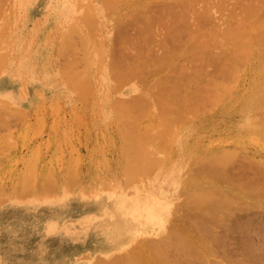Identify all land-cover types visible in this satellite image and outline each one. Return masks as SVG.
<instances>
[{
  "label": "rangeland",
  "instance_id": "1",
  "mask_svg": "<svg viewBox=\"0 0 264 264\" xmlns=\"http://www.w3.org/2000/svg\"><path fill=\"white\" fill-rule=\"evenodd\" d=\"M0 1L3 4L5 1L4 5L9 6L8 8L3 5L6 9L0 7V264H93L98 261V257L101 259V257L105 258L113 255L112 253L119 252L118 249L112 251L104 249L103 233H97V230L85 226L82 221L91 212L89 208L95 205L99 207L98 214H104L103 208L110 202L108 197L102 194L106 181L111 180L108 182L110 185L108 188L113 191V186L118 183H112L128 176L123 168L125 163L123 151L125 144L128 143L126 138L131 131L128 128L131 126L138 128L137 133L154 135V142L152 141L154 146L159 144L161 150L170 149V156H173L182 166L179 165L181 172L178 170L176 173L180 180L179 177H175V183L168 186L169 192L168 189H164L162 193L164 195L167 193L165 199L167 198L171 207H174L181 199L178 196V188L181 186V178L188 172L185 170V162L190 167L195 164L193 163L194 158H200L207 151L214 152L217 149V151H223L224 148V151L227 149L230 151L231 149L234 155H242L240 157L242 161L245 159L243 155L245 154L246 157L253 158L255 162L258 160L262 166L264 165V113L262 114L264 111V41L262 39L264 37L261 38L262 32H259L261 29L264 36V27H262L264 22L261 28L256 27L259 29L257 32L260 36L255 32V26L252 29L253 35L250 34L252 27L249 31H240L246 36L240 35L239 32L245 42L242 40V43H239L241 46L237 42L240 39H235L236 46L231 43L235 49H238L235 50L230 45L233 48L231 50L229 48L231 55H235L233 51H237L239 56H233L234 62H230L232 58H224L229 61H227L226 70L222 67L224 60L218 61L221 59L218 57L221 56L217 53L216 57L215 54L219 48L212 46L216 41L211 42L212 44L208 42V46H211L207 47L212 51L208 49L211 52H209L210 56L206 54L208 51L206 47L203 53L207 56L200 52L201 56L207 59L203 60L201 56L200 58L199 55L197 56L199 61L201 59L200 63L202 61L203 64L206 63L207 66L204 68L202 63L198 64L197 53L193 54L200 44L196 47L192 39L191 42L185 39L186 41L182 42L184 44L178 45V43L176 46L186 47L183 46L181 51L176 50V47L169 54L166 48L162 49L160 45L152 44L153 48L159 49V53L166 52L167 57L159 60L161 61L159 64L154 63V55L157 51L155 50L154 55L151 54L149 58L150 64L148 63L149 67H147L154 71V74L151 72V74L147 73L149 76H145L143 69H146L141 66L137 68L138 61L136 63L134 53L128 50L129 48L126 49L127 45H125V41L131 38L127 43L131 44L130 49L132 45L135 47L134 51L139 49L137 39L140 34L138 26L137 29L134 28L136 27L133 23L135 19L132 22L130 19L126 24L127 28H132L127 33L129 37L126 35L125 41L124 35L118 30L124 28L125 25L122 16L128 11V13L135 11L138 6L143 7L144 4L140 3L147 0H9L10 4H6L7 0ZM143 10L142 8L140 12L143 13ZM127 15L126 13L124 16L127 17ZM130 16L125 17L124 21ZM129 23L131 27L128 26ZM120 24L124 25L119 28ZM127 28L122 29V32L128 31L129 28ZM118 33L122 35L119 36L120 38L117 37ZM233 36L236 37L234 34ZM243 45L246 47L243 48ZM118 46L122 49L125 47L124 50L121 49V52H124L122 54L120 52V55H124L126 50L129 56L132 53L131 59L126 57L127 53L125 54V59L129 60L126 63L130 64L129 71L126 68L127 73H131H126L129 77H126L124 71L120 70L124 68L120 66V61L117 62L120 64L117 67H121L118 71L116 63L111 60L113 55L117 56ZM247 46L252 50L250 51ZM176 51L179 53H175ZM247 53L250 55L248 56ZM135 55H137L136 52ZM180 56L183 58L181 59ZM208 56L218 59H209ZM4 57L7 59L6 62ZM192 58L195 59L194 64ZM185 63L187 64L184 65ZM229 63H232L233 67ZM234 63H237L236 66L240 64L239 67H236ZM180 65L190 67L191 71H188L190 70L188 68V70L186 68L182 70L184 67ZM235 67V73H232ZM70 69L74 70L71 72L73 74L67 71ZM130 69L137 71L132 70L134 76L139 73L137 75L139 77L136 76L137 81L140 78L149 80L148 77L154 75L153 78L157 81L154 82L153 78H150V80L153 79V81L149 80L150 82L140 79L142 81L139 80V84L141 86L142 83H146L145 86H141L146 87L147 83L154 82L153 85L157 86L155 92L156 90L159 92L150 94L148 91L149 96L146 95V97L147 88L152 90L154 88L150 85L145 88V91H140L139 84L135 81ZM165 69L168 71L166 72ZM214 69L222 75L223 81L226 79L225 81L230 83L229 87L231 86L232 89L224 85L225 89H221L222 80L219 82L221 76L218 72L215 74ZM181 71L189 73L183 76ZM140 73H143L144 77H140ZM193 74L194 76H191ZM224 74L225 77H223ZM125 77L128 80H124ZM209 77L213 79V82ZM234 78H236L235 81ZM187 81L189 83H186ZM215 81L220 84H214ZM177 82L181 85L185 82L190 86L182 87V92L185 90L181 94L187 91L186 88L198 91L201 85L199 89L202 91V88L207 89L208 84L210 91L201 92L204 95L208 92L205 98L203 94V96L198 94L200 91L196 90H191L190 94L187 91L188 93L183 96L180 94L182 98L185 95H191V98H187L189 103L191 102L190 105L189 103L185 105V99L188 96L183 99L185 101L181 100V102L180 99L177 101L171 98L161 102V99H165L168 95L163 89L179 85ZM212 85L214 87L217 85L215 90L214 87L211 89ZM228 89L230 90L227 91ZM212 91H216L214 97L213 93H209ZM161 93L164 95L160 96ZM195 93L198 94L197 98ZM216 93L219 101H215ZM208 94L212 95L214 102L210 100L211 97ZM219 97L221 101L223 100L222 102ZM133 102L144 107H133L131 104ZM180 105L181 110L184 108L186 111H183L184 114L179 110ZM174 110L180 113H173ZM140 116H143L141 117L143 120ZM183 118L184 122L181 121ZM166 119L176 125L174 134H169L165 142L160 136L163 131L162 127L166 125ZM178 123H180L179 126ZM176 128L179 130H177L178 133ZM232 148L239 150L238 153L235 154ZM235 158L237 159L238 156ZM122 173L124 177L118 175ZM180 173L182 175H179ZM117 178L119 180H116ZM25 179H27L26 184L23 182ZM125 180L119 184L121 187L125 186ZM97 185L98 187L102 185V191L101 187L97 188ZM262 185L264 186V183ZM49 190H51L50 194L54 191L55 194L50 195ZM169 193H173L174 196ZM168 194L172 197L169 198ZM54 220L59 221L56 229L49 226V223L51 226L53 222L56 223ZM162 220L165 221L166 218L155 222L154 227L158 226ZM63 221L64 224H62ZM72 221L73 223H70ZM98 253L102 256L100 257Z\"/></svg>",
  "mask_w": 264,
  "mask_h": 264
},
{
  "label": "bare ground",
  "instance_id": "2",
  "mask_svg": "<svg viewBox=\"0 0 264 264\" xmlns=\"http://www.w3.org/2000/svg\"><path fill=\"white\" fill-rule=\"evenodd\" d=\"M3 2L5 4V1H3ZM8 2H9V0L6 1V4ZM134 3L135 2L133 1V5H134ZM4 4L1 3V1H0V7H2V9L5 8L4 6L9 8L8 5H4ZM8 4H10V3H8ZM140 4L141 5L144 4L143 7L140 6V8H139V6L138 7L135 6L138 9L135 8L136 9V10L134 9L135 11H132L133 9L130 10V11H132V12H130L131 14L128 13L129 11L127 10L128 11V12H126L128 14L127 17L130 15L131 16H130V18H128L129 20L128 19H126L127 21L125 20L126 22L124 21V19L126 17L124 15H126V13L125 14L123 13L124 14V15L122 14L123 16L121 15L122 17H124V19H123V23H125V25L123 24L124 28L125 27L127 28L126 24H127V22L130 21V19H131V22L133 19H135V21L133 20L134 21L133 23L136 24V27H134V28L137 29V26H138V30H139L138 32L140 34V36L137 39L139 49H137V48L136 49L140 50V51H137V50L134 51L135 47H133V45H132V48L130 49L131 44L128 45L127 43L130 42L131 38L129 39V41H125L127 36L129 35L127 33L130 32L129 30L132 28L131 24H130L131 22L129 23L130 25H128L131 28L128 27L129 28V29L127 28L128 31L123 30L124 32H126V34L124 32H122V29H124V28H121L118 31L121 32V33L119 32L120 34L124 35L123 37L125 39L123 37L122 38L125 41V45H127L126 49L129 48L128 50H130L131 52L134 53L133 56L136 58V63H137V61H138V63H140L139 65H138V63L136 64L137 68H138V66H141L142 68L146 69V70L143 69V71L145 72L144 73L145 76H147L148 74H151V72H153L152 74H154V71H151L150 68L148 69L147 67H149L148 65L150 64L149 58L155 50H157V51H156V53L154 52L155 55L154 54L153 55L155 57V60H157V62H155L154 59L153 60H154V63L159 64V63H161V61L159 62V60H162L163 58L167 57V54L172 52L173 49L175 50L176 47H177L176 50L181 51V49L184 45L183 46L181 45V47H178V46H176V44H178V43H179L178 45L184 44L182 42H184L183 40H185V39H187L189 41L192 39V42H194L196 44L195 45L196 47L198 46V44H200L199 47H197L199 52H198V50H196L197 52L194 51V53H193V54L197 53L196 58L198 55H199L198 57L200 58V56L202 55V54H200V52L203 53L206 51V50L203 51L205 49V47L207 48V50L210 48L209 46H211V45L208 46V42H210L209 44H212L214 41H216L215 42L216 45L214 43V45H212V46L219 48V50H217L215 52L216 49L214 47L215 50L213 52H215L216 57L218 56V54H219V56H221V57H218V58H221L218 61L224 60L225 62L223 61V63L226 66L223 64L222 67L227 68V64L229 61L225 60V59L232 58V60H230V62L231 61L234 62L233 56H235V55L239 56L237 51H233V52H235V55H231L232 53L230 50L234 48L231 45V43H234L233 45H235V43L238 42V44H239L243 40L240 35H243L244 33H241L240 31H246V30L249 31V29L252 27L250 29L252 31V33H250V34L253 35L252 29L254 28L253 26H255V29H256L255 32L257 33V35L259 34V36H260L259 32L263 33V31L261 29L259 31V29H257V28L258 27L261 28V24L263 25L262 22H264V19H263V17H264V0H233V1H231V0H147L146 2L140 3ZM131 7L133 8L134 6H131ZM141 7L144 9L143 13H142V11L140 12V10L142 9ZM77 8H78V6H77ZM0 10H1V8H0ZM133 13H135L137 15H135ZM141 15H143V17H141ZM133 17H135V18H133ZM122 26L120 24L119 28ZM132 26H134V25H132ZM262 27H264V25ZM85 31H86V29H85ZM235 31L236 32L238 31V33H236ZM257 31H259V32H257ZM239 32L241 33L240 35H239ZM229 33H231V34H229ZM232 33L236 37H234V36L232 37V35H233ZM262 33H261V35H262L261 38L264 37ZM118 34H117V37L120 38L122 35H120V34L118 35ZM199 34H201V35H199ZM236 34H238L240 36V38ZM114 35H115V33H114ZM228 35H231V36H228ZM254 36H255V33H254ZM113 38H115V37H113ZM113 38H112V40H113ZM199 38H201V39H199ZM213 38H214V40H213ZM233 38H234V40H233ZM235 39L236 40L240 39V40L236 42ZM115 40H117V39H115ZM119 40L123 41L122 39H119ZM210 40H213V41H210ZM262 40L264 41V39H262ZM113 42H112V44L115 43V42L114 43ZM247 42H249V41H247ZM122 43H119V44L122 45ZM152 44H158L162 47V49L166 48L167 50H169V52H167V54H166V52L165 53H159L160 52V51H158L159 49L153 48ZM249 44H250V42H249ZM254 44H256V43L254 42ZM71 45H72V43H71ZM125 45L123 44V46H125ZM230 45L233 48L230 47ZM244 45L242 46L243 48L246 47ZM239 46H241V45L239 44ZM249 46H247V47H249ZM71 47L72 46H70V48ZM184 47H186V46H184ZM123 48L125 49V47H123ZM178 48H180V49H178ZM200 48L202 49V51H200L201 50ZM229 48H230V50H229ZM121 49H122V47L118 46L117 50L118 51L120 50V51L119 52L117 51V56H116V54L113 55L111 60L114 61V63H116L115 64L116 67H117V65L119 66L121 64L120 66L124 67L123 68L124 70L121 67H117L116 69L119 71V69L121 68L120 70L124 71L123 72V73H125L124 75H126V77H129V76H127V74H131V73H127V72L129 71L128 67H130V64L126 63L129 60H127L125 58L130 57L132 55V53L129 51L131 53V54L129 53L130 54V56H129L127 53L128 50H126L127 54L125 53L126 54V57H125V54L120 55L124 52V51L121 52L122 50H124V49H122V50ZM132 49H133V51H132ZM142 49H143V51H141ZM209 50L207 51L206 54H209V56H210V53L212 51L210 50L211 51L210 52ZM227 50L229 52H227ZM235 50H238V49L236 48ZM249 50H250V47H249ZM179 51H176L175 53H177V52L179 53ZM135 52L137 55H135ZM114 53H116V52L114 51ZM188 54H189V52H188ZM206 54H204V56H207ZM248 54L249 53H247V55ZM178 56L179 55L177 54V57ZM204 56L203 57L201 56V58H203V60H204V58H206ZM209 56H208L209 59L215 58V57L210 58ZM114 57H117V58H114ZM193 57H195V55H193ZM242 57H244V56H242ZM182 58H183V56L181 57V59ZM218 58H215V59H218ZM4 59H5V57H4ZM129 59H131V57ZM185 59H186V57H185ZM243 59H246V58L244 57ZM6 60L7 59H5V62H6ZM189 60H191V59H189ZM197 60H198V58H197ZM197 60H196V62H197ZM118 61H120V64H117ZM122 61H125V62H122ZM179 61H180V59H179ZM193 61H195V59L192 58V63H193ZM200 61H201V59H200ZM200 61L198 62V64L200 63ZM216 61H214V62H216ZM190 62H188V63H190ZM209 62H210V60H209ZM245 62H243V64ZM186 64L187 63H185L184 65H186ZM205 64L206 63H204V64L202 63V66L204 68L207 66ZM209 64H212V63H209ZM231 64L229 63V65H231ZM236 64L234 63L235 66H236ZM68 65H70V64H68ZM184 65H182V66L180 65V66L184 67ZM229 65H228V67H230ZM238 65H240V64H238ZM168 66H170V65H168ZM195 66H199V65L195 64ZM212 66H213V64H212ZM231 66L233 67V64ZM141 67H139V68H141ZM236 67L234 69V72H232V73H235ZM70 68H72V66ZM126 68L128 71L126 70ZM185 68L187 69L188 67L185 66L182 70H186ZM226 68H225V70H226ZM188 69H190V67ZM195 69L197 70V67H195ZM72 70L73 69H70V71L69 70H67V71L69 73H71ZM130 70L131 71L133 70L134 72L136 71L134 69H130ZM202 70L205 71V69H203V68H202ZM208 70H210V69L208 68ZM133 71H132V74L134 73ZM165 71H166V69H165ZM167 71H168V69H167ZM188 71H191V69ZM188 71H186L185 73H187ZM204 71H202V72H204ZM213 71L215 72L216 70L214 69ZM230 71H232V70H230ZM230 71H228V73H230ZM207 72L209 73V71H207ZM207 72H205V73H207ZM217 72L218 71H216L215 74ZM181 73H182V71H181ZM185 73L183 72L182 75L184 76ZM211 73H212V71H211ZM71 74H73V73H71ZM77 74H78V72H77ZM141 74H143V73H140V77L141 76L144 77V74L143 75H141ZM218 74H219V72H218ZM115 75L117 76V74H115ZM137 75H139V73ZM186 75H188V74H186ZM211 75H213V73ZM131 76L132 75H130V77ZM133 76H134V74H133ZM136 76H134L135 81H137ZM183 76H181V77H183ZM189 76H190V74H189ZM191 76H194V74ZM219 76H221V79L220 80L218 79L219 82L222 80V82H220L221 84L219 83L221 85L220 86L221 89H223L225 86H228L227 88L232 89L231 86L229 87L230 83H227V81H225L226 79L223 81L224 78L222 79L221 74H219ZM126 77L124 78V80L125 79L128 80ZM138 77L139 76H137V78ZM153 77H154V75H153ZM153 77L150 76V77H148V79L150 80V78H153ZM181 77H179V78H181ZM215 77H216V75H215ZM223 77H225V74L223 75ZM229 77H231V75H229ZM232 77H234V75ZM176 78H177V76H176ZM202 78H203V75H202ZM236 78H234L233 80L235 81ZM72 79H74V76L72 77ZM75 79H78V78H75ZM129 79H131V78H129ZM140 79H143V78H140ZM153 79L155 82L156 79L155 78H153ZM153 79H151V80L153 81ZM210 79L213 82V79L212 78H210ZM132 80H134V79L132 78ZM139 80L137 81L138 84L140 83ZM144 80H146V79H143V81ZM149 80H146V82ZM206 80H207V78H206ZM140 81H142V80H140ZM154 82H152V84L147 83L148 86H146V87H150V85H152L151 88L153 87L154 89L152 90L150 88H147L145 96L146 95L149 96L147 94L148 91L150 92V94H152V93L156 94V92H159V90L158 91L156 90V92H155V89H157V86L153 85ZM180 82H183V80ZM180 82H177L179 84L177 86L175 85L172 88H164L163 89L167 92L168 95L165 97V99H161V102H163L164 100L165 101L168 100V98H171V99L177 100V101L180 99L179 101L181 102V100L185 99V97L188 96L185 99L188 102H186L185 100H183V101H185V103H186L185 105H187V103H189L188 99L191 98V95H189V94H190V91L193 89L188 90L186 88V90L189 91V94L185 95V97L182 98V96L184 94L188 93L187 91H185L184 94H181L185 90L184 89L182 92V87L185 88V86H189L188 84H186V83H189V81H187L186 83L184 82L183 83L184 85H181ZM191 82H190V85H192ZM223 82H225V83L222 84ZM228 82H229V80H228ZM207 83H209V82H207ZM215 83H217V85H219L218 82L215 81L214 84ZM226 83H227V85H226ZM201 84H202V82L200 83V85ZM142 85L145 86L146 83H142ZM213 85H212L211 89L214 87ZM217 85H215V87H217ZM223 85H224V87H223ZM138 86L140 87V91L146 90L145 89L146 87L143 86L144 87L143 88L140 86V84ZM205 86H204V88H205ZM210 86H211V84H210ZM199 87L201 88L202 85ZM199 87H198V91L196 89H194V90L199 92L200 91ZM215 87L213 88L214 90L216 89ZM208 88L210 89L209 84L207 86V89H204V90L208 91L209 90ZM230 89H228L227 91H229ZM201 90L202 91H200V93H198L199 95H202L204 93L203 88ZM217 90L221 91L220 89H217ZM201 92H203V93L201 94ZM215 92L212 91L209 93H213V97H214ZM191 93H194V92H191ZM207 93H206V95H207ZM225 93H226V91H225ZM219 94H221V93L219 92ZM139 95H140V97H142L141 96L142 93H140ZM162 95H164V94L161 93L160 96H162ZM195 95H196V93H195ZM197 95H196V98H197ZM206 95H204L203 97L205 98ZM192 96H193V94H192ZM209 96L211 97V99L209 97L207 101L208 102L210 100L213 101L212 95L210 94ZM219 96H221V95H219ZM134 97H135V95H134ZM215 97H217V93H216ZM222 97H223V95H222ZM137 98H139V97H137ZM219 98L221 101V97H219ZM200 100H205V99H200ZM200 100H199V102H200ZM216 100L219 101L218 97H217V99L215 98V101ZM136 103L133 102L131 104L133 105V107H140V108L144 107V106H138L139 104H136ZM190 103L188 105H190ZM182 105L185 107L184 104H182ZM192 105H194V104H192ZM179 107H181L179 110L182 111V114H184L183 113L184 108H183V110H181L182 106L180 105ZM187 107H189V106H187ZM192 107L193 106H190L189 108H192ZM151 109H152V106H151ZM188 110H187V112H189ZM194 110H196V108ZM174 111L175 112H173V113L178 112L176 110H174ZM184 112H186V111H184ZM178 113H180V112H178ZM191 113H192V111H191ZM263 113H264V111L262 112V114ZM141 117H143V116H140V119L143 120V118H141ZM181 121L184 122V118ZM165 123H166V125L164 127H162L163 129H161V130H163V131H162V134L160 136L162 139H164V141L167 140L169 134H174L175 125H176V124L175 125L172 124L168 119L165 120ZM179 124L180 123H178V126H179ZM128 129H131V131L128 130L130 136L128 135V137L126 138L127 140L125 139L126 142H128V143L125 144V149L123 151V156L125 159V163L123 162L124 163L123 168L125 169V171L127 173L126 176L127 175L128 176L126 178L124 177L125 172H124V169L122 168L123 171L122 170L121 171L124 173V175H123V173L118 174V175H122V177H124L126 180L124 178L121 179V177H120L121 180H119L117 178L116 180H119L120 182L115 181L116 183H112V184L118 183L117 185L113 186V191L112 190L110 191L108 188L110 186L108 182L111 181L109 179H108L109 180L108 182L107 181L105 182L106 184L104 183L103 189L101 187L102 185H100L99 186V187H101L100 190L101 189L103 190L102 194L106 195L108 197V201H110V202H109L108 206L106 205V207H104V208L102 207L104 214H98L100 211V210H98L99 207H97L96 205L94 207H91V205H90L91 208H89V209L91 210V212H89L88 216L86 218H84L82 221L85 224V226H87L89 228H94L95 230H97V233H101V232L103 233L102 234V241H103L104 249H108L109 251L118 249L119 252L112 253L113 255H109L108 257H105V258L101 257L102 255L100 256V254L98 253L99 256L101 257V259H99V257H98V259H97L98 261H96L93 264H97L98 262H99V264H264V186L262 185L264 183V167H263L264 165L262 166L260 164L261 163L260 161L256 160V162H257L256 163L255 161H253L254 160L253 158H252L253 159L252 160V159H250V157L247 156L249 159L248 160L246 155L243 153L242 154L244 155L246 162H244L245 159H243V161H242L241 160L242 158H240V157H242V155L240 154L241 156H239V154H237L239 150H236V148H234V149L232 148V149L235 150L234 152L237 155H234V153L231 151V149L229 151L227 148H226L227 151H224L225 148L223 151H217L218 149L216 151L214 150V152L213 151H211V152L207 151V152L203 153L200 156V158L199 157H197L196 159L194 158L193 160H195V161H193V163H195V164L194 165L191 164L192 166H190V167H188L186 165V162L184 159V162H185L184 166L186 167V168L185 167L184 168H185V170H188V172L186 173L184 171L186 174L183 175V177L181 178V184H180L181 186H180V188H178L179 189L178 190V196H180L179 199L180 198L181 199H180L179 203L175 204V205H177L176 207H175V205H174V207L173 206L171 207L170 202L167 200V198L165 199V195L167 193H165V195L162 193H164V189L165 190L168 189L169 185L175 183V180H176L175 177H179V176H176L177 175L176 173L180 169L179 168L180 163L173 156H170V153H169L170 149H168V151L167 150H161L160 146H158L159 144L157 146H154V143H153L154 142L153 139H155L154 135H150L147 133L143 134V133H140L139 131H138L139 133H137L136 129L138 130V128H136L135 126H131ZM177 130L178 129L176 128V132L178 133L179 130L178 131ZM171 131H173V132L171 133ZM182 144L183 143L181 142V145ZM167 148H169V147H167ZM182 148H183V146H182ZM173 149H174V147H173ZM189 150H190V148H189ZM201 150H203V149H201ZM171 152H172V150H171ZM239 153H241V152H239ZM171 155H173V153ZM183 156H185V155H183ZM183 156H182V158H183ZM235 156L236 157L238 156V158L236 159ZM181 162H182V160H181ZM263 164H264V160H263ZM188 165H189V163H188ZM180 167H182V166L180 165ZM182 174H184V173L182 172ZM182 174L180 173L179 175H182ZM112 177L113 176H111V178ZM117 177H119V176H117ZM178 179L180 180V177ZM26 180L27 179L23 180V182L25 183ZM122 180H125V183H124L125 186L124 187H123V185H122V187L119 185ZM26 183H27V181H26ZM99 187L97 185V188H99ZM177 187H178V185H177ZM110 189H111V187H110ZM50 191L51 190L48 191L49 194H50ZM52 191H54V190H52ZM54 192H51L52 194H50V195L53 196ZM168 192H169V189H168ZM173 192H175V191H173ZM179 193H180V195H179ZM169 194H172L174 196L173 193H169ZM96 195H98V193ZM181 195H183V196H181ZM171 197L172 196H170L169 198H171ZM176 197H177V195H176ZM99 205H100V203H99ZM162 218L163 219L166 218V220L165 221L162 220L160 224L158 223V226L154 227V223L159 222L160 219H162ZM64 221H66V220H64ZM64 221L62 224H64ZM78 221H79V219H78ZM55 222L56 223L53 222L52 226L49 223V226L52 227V229H56V227H57L56 224L59 223V221H55ZM70 223H73V221ZM76 223H79V222H76ZM105 252H106V250H105Z\"/></svg>",
  "mask_w": 264,
  "mask_h": 264
}]
</instances>
